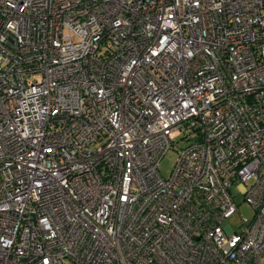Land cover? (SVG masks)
Masks as SVG:
<instances>
[{
    "label": "built area",
    "instance_id": "built-area-1",
    "mask_svg": "<svg viewBox=\"0 0 264 264\" xmlns=\"http://www.w3.org/2000/svg\"><path fill=\"white\" fill-rule=\"evenodd\" d=\"M66 259L261 264L264 0H0V264Z\"/></svg>",
    "mask_w": 264,
    "mask_h": 264
},
{
    "label": "rangeland",
    "instance_id": "rangeland-1",
    "mask_svg": "<svg viewBox=\"0 0 264 264\" xmlns=\"http://www.w3.org/2000/svg\"><path fill=\"white\" fill-rule=\"evenodd\" d=\"M186 146V143L179 141L173 145L168 152L163 156L162 160L158 166V172L160 176L167 179L172 171L173 165L177 159L178 152L181 148ZM230 192L233 196L234 202L236 204V211L229 218L225 219L222 223L223 227H226L228 232L238 231L241 227L242 219H251L254 210L243 200V196L238 193L235 185H232ZM64 264H73L70 260H64ZM264 264V260L261 261Z\"/></svg>",
    "mask_w": 264,
    "mask_h": 264
}]
</instances>
